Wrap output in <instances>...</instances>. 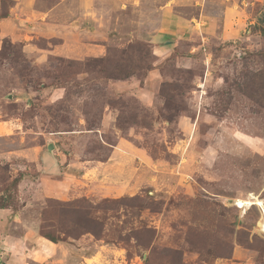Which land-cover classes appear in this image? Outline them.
<instances>
[{"label": "rangeland", "instance_id": "rangeland-1", "mask_svg": "<svg viewBox=\"0 0 264 264\" xmlns=\"http://www.w3.org/2000/svg\"><path fill=\"white\" fill-rule=\"evenodd\" d=\"M233 1L194 56L200 23L153 41L160 0H0V264H264V0Z\"/></svg>", "mask_w": 264, "mask_h": 264}, {"label": "crops", "instance_id": "crops-1", "mask_svg": "<svg viewBox=\"0 0 264 264\" xmlns=\"http://www.w3.org/2000/svg\"><path fill=\"white\" fill-rule=\"evenodd\" d=\"M160 1H163L162 3L158 4L162 19L159 28V33L152 36L153 41H158L167 36H173V35H182V38L185 37L190 41L192 32H197L195 31L196 30L195 25L200 23L201 25L198 29L200 31L199 41L196 44L191 45L192 50H195V52H191V54H195L194 56H196L199 53H202V51H204L205 42L224 45L225 42H227V40H229L231 37L235 36L237 38L238 34L241 32L240 29L236 28V25L238 23H235L234 20L232 19L235 13L238 16L235 17V21L240 20L239 13L233 10L235 6H238V3L234 1L232 2V4H230V0H223L222 3H217V1L209 0V4L217 6V9L213 14H203L204 1L188 0L191 2V6L201 11L199 18L198 17L195 18L193 15L190 17L186 15L183 16L179 11L176 10L175 6H177V4L176 5L171 4L172 2L175 3L174 0H170L169 2L167 0H160ZM240 9L241 11H243L242 9H244L245 12L246 7L245 8L240 7ZM254 20L256 22V18ZM203 55L212 56V53L208 51L206 53H203ZM16 128L18 129V127ZM20 153L21 155L19 154V152H12L10 156H14V158L25 159L26 163L35 161L34 157L31 159L27 158V152H25L24 150L20 151ZM43 161H47L49 172H56V171L58 172L59 170L58 164L54 163V161H57L54 153L47 156L43 155ZM102 165L106 166V163H102ZM98 168H99L98 165L93 166V168H91L90 166L89 168L86 169V171H93L94 169L97 170ZM26 178L28 177L25 176L24 179ZM4 212H7L8 215L5 219V222L2 223L0 229L1 234L4 233L3 229L5 227V224L8 223L9 225H13L18 223V219H17V215L19 214L18 212L15 213L11 209H0V217L2 216L1 214ZM24 238L25 237L13 238L7 235V236H3L2 241L8 247V250L12 252V250L17 249L20 245L23 247L25 246ZM27 240L28 239H26V241ZM10 260H12V258H10ZM10 260H8V262H10Z\"/></svg>", "mask_w": 264, "mask_h": 264}, {"label": "trees", "instance_id": "trees-1", "mask_svg": "<svg viewBox=\"0 0 264 264\" xmlns=\"http://www.w3.org/2000/svg\"><path fill=\"white\" fill-rule=\"evenodd\" d=\"M259 23L260 25L264 26V13L262 14V17L260 18L259 20ZM258 30L261 31L262 35L264 36V27H260L258 28ZM260 56L261 58H263L262 62L264 64V54L263 53H260ZM27 176V175H25ZM25 176H20L18 177V179H14L12 182L15 184V186L19 185V183L22 181V179L25 177ZM23 177V178H22ZM1 196H3V193L1 192L0 194V209H11L13 212L17 213V211H15L16 209L12 208L9 204H3L1 203ZM2 198H5V197H2ZM55 226H49V227H41V229L38 230V233L40 234V236L42 238H44L45 240L49 241L50 243H53V244H58V243H64V242H67L66 241V238L65 237H61L59 236V234H57V231L56 229H54Z\"/></svg>", "mask_w": 264, "mask_h": 264}, {"label": "bare ground", "instance_id": "bare-ground-1", "mask_svg": "<svg viewBox=\"0 0 264 264\" xmlns=\"http://www.w3.org/2000/svg\"><path fill=\"white\" fill-rule=\"evenodd\" d=\"M243 208H248L249 204L248 203H244ZM262 231H264V221L262 222Z\"/></svg>", "mask_w": 264, "mask_h": 264}, {"label": "water", "instance_id": "water-1", "mask_svg": "<svg viewBox=\"0 0 264 264\" xmlns=\"http://www.w3.org/2000/svg\"><path fill=\"white\" fill-rule=\"evenodd\" d=\"M169 43V42H168ZM167 43V44H168ZM48 150H52L53 149V146L52 145H48V148H47Z\"/></svg>", "mask_w": 264, "mask_h": 264}]
</instances>
